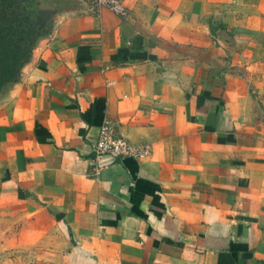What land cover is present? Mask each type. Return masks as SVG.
I'll return each mask as SVG.
<instances>
[{
	"label": "crops",
	"instance_id": "crops-1",
	"mask_svg": "<svg viewBox=\"0 0 264 264\" xmlns=\"http://www.w3.org/2000/svg\"><path fill=\"white\" fill-rule=\"evenodd\" d=\"M49 24L0 90V230L42 264H264V0H123ZM104 119L143 160L90 165Z\"/></svg>",
	"mask_w": 264,
	"mask_h": 264
},
{
	"label": "trees",
	"instance_id": "trees-1",
	"mask_svg": "<svg viewBox=\"0 0 264 264\" xmlns=\"http://www.w3.org/2000/svg\"><path fill=\"white\" fill-rule=\"evenodd\" d=\"M26 0H0V90L27 63L44 34L25 13Z\"/></svg>",
	"mask_w": 264,
	"mask_h": 264
},
{
	"label": "built area",
	"instance_id": "built-area-1",
	"mask_svg": "<svg viewBox=\"0 0 264 264\" xmlns=\"http://www.w3.org/2000/svg\"><path fill=\"white\" fill-rule=\"evenodd\" d=\"M88 10L104 8L118 17L126 16V9L123 0H82ZM151 152V145L148 143H130L118 135L112 122L104 119L98 127L97 137L92 146L93 158L90 165L95 172L111 166L115 160L145 159Z\"/></svg>",
	"mask_w": 264,
	"mask_h": 264
},
{
	"label": "water",
	"instance_id": "water-1",
	"mask_svg": "<svg viewBox=\"0 0 264 264\" xmlns=\"http://www.w3.org/2000/svg\"><path fill=\"white\" fill-rule=\"evenodd\" d=\"M24 5L25 13L43 32L50 30L49 24L58 25L65 16L88 11L82 0H26ZM16 77L14 74L8 84L15 82Z\"/></svg>",
	"mask_w": 264,
	"mask_h": 264
},
{
	"label": "rangeland",
	"instance_id": "rangeland-1",
	"mask_svg": "<svg viewBox=\"0 0 264 264\" xmlns=\"http://www.w3.org/2000/svg\"><path fill=\"white\" fill-rule=\"evenodd\" d=\"M37 238H27L17 230H0V264H42Z\"/></svg>",
	"mask_w": 264,
	"mask_h": 264
}]
</instances>
